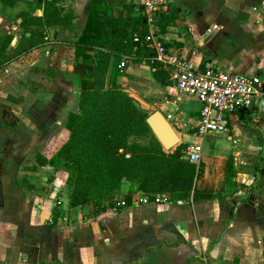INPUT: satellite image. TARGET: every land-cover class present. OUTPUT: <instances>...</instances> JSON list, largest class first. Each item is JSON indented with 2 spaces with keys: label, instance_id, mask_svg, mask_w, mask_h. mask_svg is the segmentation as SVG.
Masks as SVG:
<instances>
[{
  "label": "crops",
  "instance_id": "1",
  "mask_svg": "<svg viewBox=\"0 0 264 264\" xmlns=\"http://www.w3.org/2000/svg\"><path fill=\"white\" fill-rule=\"evenodd\" d=\"M103 3L121 20L142 13L141 0ZM91 4L59 0L72 21L0 68V264H264V97L252 110H237L228 132L201 139L203 168L186 199L165 192L143 202V191L134 187L127 199L126 188L91 215L92 208L69 206L66 170L36 162V151L50 158L69 138L67 116L78 109L82 78L92 85L91 66L72 45ZM171 8L178 17L164 33L158 21L167 48L200 68L207 61L264 79V0H173L159 17ZM25 9V0H0V45L12 34L7 52L19 51L18 13ZM127 64L116 81L169 115L180 142L191 141L200 101L170 77L169 84L156 80L151 66ZM114 69L112 57L107 80ZM23 179L34 187H23Z\"/></svg>",
  "mask_w": 264,
  "mask_h": 264
},
{
  "label": "trees",
  "instance_id": "2",
  "mask_svg": "<svg viewBox=\"0 0 264 264\" xmlns=\"http://www.w3.org/2000/svg\"><path fill=\"white\" fill-rule=\"evenodd\" d=\"M1 1L12 5L17 0ZM25 1L29 9L18 13L21 18L19 51H6L12 39V34H6L0 45V68L45 44L51 29L72 21L73 16L60 11L59 0ZM37 9L41 10L40 14L35 13ZM177 17L176 8L160 16V31L164 33ZM146 33L147 24L142 13L130 20H121L108 16L103 0H92L83 31L72 42L82 61L91 66L92 85L88 87V79L82 78L78 109L67 116L69 138L50 158L39 151L34 154L39 165L51 164L67 171V182L71 185L69 206H81L89 212L92 208L91 215L100 210L106 199L122 193L124 181L143 191L149 200L165 192H169L172 199H186L202 172V162L197 165L184 157L185 142L164 150L154 135L150 139L152 146L129 139L135 132L126 120L125 106L133 109V99L115 78L121 73V62L153 65L154 51L145 40ZM163 43L166 46V41ZM112 57L115 69L107 80ZM152 76L161 83H170L167 69L152 70ZM242 116L245 121V114ZM145 118L144 124L150 130ZM226 171L233 174L232 156L226 162ZM21 185L34 187L25 179ZM132 192L124 193L125 197L130 199ZM194 195L211 196L197 191Z\"/></svg>",
  "mask_w": 264,
  "mask_h": 264
},
{
  "label": "built area",
  "instance_id": "3",
  "mask_svg": "<svg viewBox=\"0 0 264 264\" xmlns=\"http://www.w3.org/2000/svg\"><path fill=\"white\" fill-rule=\"evenodd\" d=\"M172 3L173 0H141L147 24L145 40L154 51L151 70L167 69L174 86L194 95L201 103L200 114L194 124V138L186 142L184 148L188 160L199 164L203 157L201 139L209 133L228 132L231 117L237 110L251 107L264 97V79L255 74L220 69L207 61L200 68L167 48L159 34L158 18L160 12L166 11ZM140 200L146 202L148 196ZM117 204L124 205L125 201Z\"/></svg>",
  "mask_w": 264,
  "mask_h": 264
},
{
  "label": "water",
  "instance_id": "4",
  "mask_svg": "<svg viewBox=\"0 0 264 264\" xmlns=\"http://www.w3.org/2000/svg\"><path fill=\"white\" fill-rule=\"evenodd\" d=\"M18 21H20V18ZM129 96L132 97L140 110L147 113L145 121L164 150H170L180 143L178 132L161 109L151 108L149 102L139 96L134 90L129 92ZM252 109L253 104L251 105ZM184 157L188 159L187 155Z\"/></svg>",
  "mask_w": 264,
  "mask_h": 264
},
{
  "label": "rangeland",
  "instance_id": "5",
  "mask_svg": "<svg viewBox=\"0 0 264 264\" xmlns=\"http://www.w3.org/2000/svg\"><path fill=\"white\" fill-rule=\"evenodd\" d=\"M51 30H50V32H52ZM126 65H128V64H126ZM126 65H123V66L119 67V69L124 68ZM119 69H118V71H119ZM150 72H151V70H150ZM46 86L47 85H45V87ZM123 89H124V91H126L128 93L132 90V88L129 85L124 86ZM44 91H46V90L44 89ZM71 100H73V98ZM132 103H133V109L128 107V105L125 106L126 120H128V122L131 125V129L135 132L134 134H132L129 137V139L131 141L137 143V144H149L151 136L154 135V134L144 124L145 114H147V113L142 111V110H140L138 105L134 101ZM185 138H187V136L183 135V139L184 140H185ZM189 140H191V139H189ZM150 146H152V143H150ZM139 152H142V151H139ZM209 154H211V152H209ZM126 188H129V190H133L134 185L130 184L127 181H124L122 189L125 190ZM120 194L122 195V193H120ZM120 201H122V200H120ZM120 201H117V203L120 202Z\"/></svg>",
  "mask_w": 264,
  "mask_h": 264
}]
</instances>
